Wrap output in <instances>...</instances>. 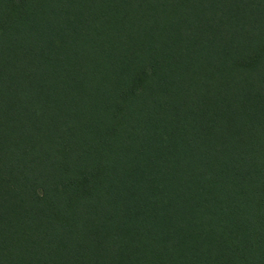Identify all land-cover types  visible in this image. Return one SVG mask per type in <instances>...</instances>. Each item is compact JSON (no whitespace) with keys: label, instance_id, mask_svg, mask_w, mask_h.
<instances>
[{"label":"trees","instance_id":"16d2710c","mask_svg":"<svg viewBox=\"0 0 264 264\" xmlns=\"http://www.w3.org/2000/svg\"><path fill=\"white\" fill-rule=\"evenodd\" d=\"M0 264H264V0H0Z\"/></svg>","mask_w":264,"mask_h":264}]
</instances>
